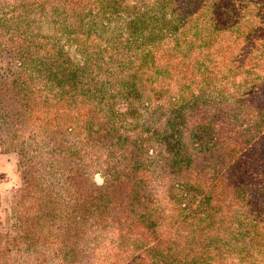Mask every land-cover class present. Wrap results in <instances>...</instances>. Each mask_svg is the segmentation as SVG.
Segmentation results:
<instances>
[{
	"label": "trees",
	"instance_id": "16d2710c",
	"mask_svg": "<svg viewBox=\"0 0 264 264\" xmlns=\"http://www.w3.org/2000/svg\"><path fill=\"white\" fill-rule=\"evenodd\" d=\"M5 8L16 38L0 43L18 61L0 77V142L25 165L20 198L34 208L23 228L28 244H19L54 246L58 236L62 249L88 222L90 246L101 254L98 233L109 223L116 249L120 223L103 219L109 213L144 229L119 238L129 242L126 264H264V0H0ZM32 9L82 59L49 94L43 57L61 49L39 52L27 25ZM198 105L201 116L182 133L185 111ZM159 116L162 130L149 135L163 139L170 161L158 155L161 165L147 170L133 158L128 175L103 170L120 152L102 143L107 136L119 143L137 133V118ZM175 160L183 163L172 168ZM94 171L103 176L98 188L89 181ZM153 180L172 224L156 237L145 229L167 221L153 218L137 186ZM138 208L151 219H134ZM146 241L140 253L149 249L151 260L134 252Z\"/></svg>",
	"mask_w": 264,
	"mask_h": 264
},
{
	"label": "rangeland",
	"instance_id": "374dc122",
	"mask_svg": "<svg viewBox=\"0 0 264 264\" xmlns=\"http://www.w3.org/2000/svg\"><path fill=\"white\" fill-rule=\"evenodd\" d=\"M8 2L12 3L13 0H8ZM9 10L10 8H5L2 11L0 10V38H2L4 42H6V40H14L16 38V36L12 35L11 33L12 11ZM37 10L38 9L26 10V12L29 16V23L27 21V25H30V27L33 28L32 36L35 38L33 39V41L35 42V44H37L39 52L43 50L42 47L48 49V47L53 46L55 49H61L60 54L56 55L55 52H52L43 57L44 81L42 82H47L43 89L47 94H49L51 92L50 89L52 88V82H54L55 80L57 82H63L65 78H69L67 77L66 68L68 67L72 70L78 69L79 67H81L82 59L73 52L72 47L64 40V38L60 37L59 35H53V32L48 27L50 25H48L47 19L44 18V13L40 14ZM2 13L5 15V18L4 16H2ZM16 58H18V53L16 51H13L12 49L8 50L7 47H4V43L1 42L0 77L6 75V72L14 71V65L18 61ZM189 108L190 109H187L185 111V115L183 116L184 124L181 128L182 133L187 132L188 134H190L189 126L191 122L197 120L202 113V108L199 105L197 107L189 106ZM134 109L136 110V108ZM123 112L124 110L122 109V113ZM137 113H139L138 109ZM162 118L163 116L137 118L132 123V125H130L131 129H133L134 127L137 128V133H135V135H133L132 137L120 140L119 143H117V141L115 140L112 142L109 141L107 136L106 141H102V143L112 148V152H118V150H120V152L119 154L116 153L115 157L114 154L108 155L111 157L110 163L104 167L105 169H103V165H101V168L103 170H107L108 172H113L111 174L114 176L128 175L132 174L130 171L133 170L132 168L135 164H132L133 158L136 160L135 162L139 163V166L147 170L155 169V167L159 163L156 162L157 158L163 157L170 161V156H167L169 151L167 152V149H165L166 143L163 142L162 144L163 139L156 135H149L153 130L157 131L158 133L160 132V130H162ZM145 124H147V128ZM183 129H185V131ZM148 135L152 138L146 143L149 144L148 147L145 144L143 148H141L144 142L140 143V141L144 140L146 138L144 136ZM182 151L188 154L192 153V150L187 145H185V148ZM151 163L155 165L151 166ZM182 163V160H175V167L172 168H177ZM160 165L161 164H158V166ZM23 166L25 167V165L21 163L20 156L16 152L5 151L3 145L0 142V264H104V262H108L107 264H126V262H128L129 251H124L123 248L126 249L129 242L126 243V245H123L119 238H123L124 240H132L131 238H140L141 233L142 235H144V229L139 228L138 224L121 221L120 218H123V216H117V214L109 215L108 213L103 216V219L106 220H111V217L112 219L118 218V222L120 223V225L117 226V235L113 237V240L116 241V249H113V246L109 245L108 243V241L110 240L109 236H113V234L108 232V226H110L109 223H106L104 225L106 230L98 233V241L103 242L99 247H97L96 250L102 252L101 254H99L98 251H94L90 246V227L87 226L88 222L86 223L85 229L83 227V231L77 230L75 231V234H73L74 236L76 235L77 241H74V243L72 244H67L68 247H64L62 249L59 245L61 237L58 236L53 242L54 246L40 243H37L35 245L30 244L31 246L28 251V247L19 244V240H21V242L25 244H28V239L24 240L23 234L25 232L23 231V228L27 229V224L31 221V218L34 217V208L32 206L31 200H21L20 198L21 190L24 186L26 178L25 169ZM39 181H41L40 185L44 182L42 180ZM89 181L90 184H92L94 187L98 188L102 186V173L99 171H94L91 175H89ZM155 182L156 180H153L149 184L148 188L147 183L137 186L138 189L145 188L147 194L145 199L150 204L146 207V209L149 211V213L150 211H152L153 218H156V215L158 214V216L161 217L164 221H167L168 219L166 210L161 207V205H164V203L161 204V202H159V198H162L163 189L161 190L156 188L154 185L156 184ZM113 198L115 200V203L121 206L119 198L117 196H114ZM157 199L159 200L158 202H156ZM92 200L94 201V197L92 198ZM20 202H22V208L24 205L23 211L18 210L21 208ZM170 205L171 208L176 207L172 205V203ZM88 206L90 207V205ZM123 207L128 208V206L126 205ZM156 207H160L161 209L159 208L157 212L155 210ZM169 209H167V212L170 211ZM115 211L119 210L115 209ZM120 212H124L123 209L120 210ZM85 214L87 216L91 215L88 212ZM177 215L178 213H174L173 217L176 218ZM134 216V219L143 217H145L146 221L151 219L150 214L149 217H146L143 213L139 212V208L134 211ZM170 225L172 224H170V222L168 221L167 226L158 224L154 226L148 225L149 227H147L145 231L148 230V232H152L151 236L156 237L161 232L170 231ZM52 236H55V234H52ZM118 240H120V242H118ZM146 244L150 245V241H146L135 246L136 249L134 250V252L136 251L137 253H140V251L143 250V247H145ZM17 247H20L19 252L15 251ZM109 249L110 251H108ZM118 249L120 250L119 252ZM165 250L166 248H164L161 253H163ZM61 251L65 253V257H59V254H62ZM146 251L148 252L140 254L148 253V258H150L151 260L154 254L152 252H149V249H147ZM25 252L28 253V255H25ZM66 253H68L69 256H67ZM91 253L93 254V256L90 255ZM165 260H168V258L166 257Z\"/></svg>",
	"mask_w": 264,
	"mask_h": 264
}]
</instances>
